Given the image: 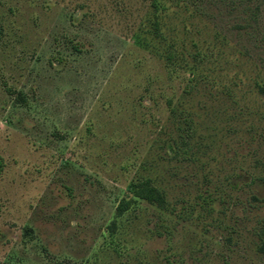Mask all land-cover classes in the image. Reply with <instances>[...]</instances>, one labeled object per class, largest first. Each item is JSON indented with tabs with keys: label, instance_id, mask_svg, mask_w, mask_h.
Here are the masks:
<instances>
[{
	"label": "rangeland",
	"instance_id": "1",
	"mask_svg": "<svg viewBox=\"0 0 264 264\" xmlns=\"http://www.w3.org/2000/svg\"><path fill=\"white\" fill-rule=\"evenodd\" d=\"M157 1L0 0V264H264V0Z\"/></svg>",
	"mask_w": 264,
	"mask_h": 264
},
{
	"label": "trees",
	"instance_id": "2",
	"mask_svg": "<svg viewBox=\"0 0 264 264\" xmlns=\"http://www.w3.org/2000/svg\"><path fill=\"white\" fill-rule=\"evenodd\" d=\"M160 5L157 0H155V13H154V19H153V26L155 30V35L160 37L161 39L164 38L162 30H161V22H160ZM169 50L167 53V60L170 62H175V60L178 58V55H175V53ZM175 148L170 147V152H176ZM187 149H181L178 151V153L185 154L187 153ZM132 194L135 198L144 199L150 203L157 204L159 206H165L166 204V197L163 191H161L158 187L154 185L151 178L145 177L141 178L134 182L133 188H132ZM135 198H122L117 207H116V214L121 215L123 214L132 204V202L135 200ZM258 230V236L260 239V245L258 246V249L260 252L264 254V223H262L259 226Z\"/></svg>",
	"mask_w": 264,
	"mask_h": 264
}]
</instances>
